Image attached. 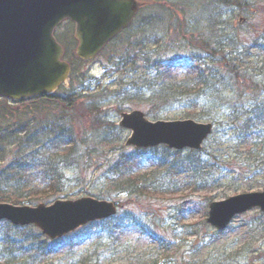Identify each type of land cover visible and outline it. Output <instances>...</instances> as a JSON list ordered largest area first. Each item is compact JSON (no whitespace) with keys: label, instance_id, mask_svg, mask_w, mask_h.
<instances>
[{"label":"rangeland","instance_id":"1","mask_svg":"<svg viewBox=\"0 0 264 264\" xmlns=\"http://www.w3.org/2000/svg\"><path fill=\"white\" fill-rule=\"evenodd\" d=\"M142 1L150 2L151 5L144 6L135 23L93 61L79 63L74 58L73 25L70 22L63 23L54 33L56 39L66 49L65 60L73 65L80 81H84L80 89H83V94L96 97L94 101L101 108V117L105 116L107 127H114L111 128L112 137L121 138L120 143L130 134L129 131L117 126L120 112L129 113L138 110L148 120L154 122L157 119L163 121L182 119L179 115L185 109V104L175 103L159 110L164 113L154 118L151 113L149 114L150 110H155L152 107L153 103L149 101L128 103L120 100L118 96L120 92L133 91L128 82L131 84L134 80L139 84L143 81L144 74L148 78L146 65L141 60H138L133 68L128 65L120 66V70L118 67L115 68L119 55L124 53V49L130 50L127 48L129 44L140 42L146 50H152L153 40L163 38L166 27L171 24L167 15L161 14L158 10V2L180 4V0ZM251 14L249 17L241 16L230 4L224 5L218 0H202L201 3H193L183 21L186 22L189 31L194 29L209 37L212 44H219L223 52L228 53L234 60L236 65L231 75L234 90L243 78L250 81L254 79L258 82L257 85L259 84L256 87L258 90L256 99H264V50L255 48L256 45L264 46V40H261L262 32L264 34V14L257 8H254ZM239 18L245 20L241 25H232L233 28L232 20L236 23ZM257 38L261 39L253 43ZM177 74L181 76L183 71L177 70ZM67 86L68 82L65 83L64 88ZM252 98L251 95H246L239 99L238 94L232 93L231 106H243L245 109L252 103ZM227 112V107L219 108L214 113V117L220 121L227 116ZM80 117L72 128L80 159L68 168L66 176L69 183L59 195L31 205L43 203L48 206L56 200H76L82 197L114 202L119 206L117 218L136 217L147 226L152 237L159 241L155 242L136 233L121 234L122 231L117 227L118 223L113 219L109 220L108 224L100 226L103 229H100L99 234L80 244L79 240L85 235L83 228L58 241H50L38 230L29 229L27 234L30 238L21 241L40 250L49 242L59 246L58 251L48 255L38 253L35 256L30 251L31 256H35V264H77L85 256L88 260L84 264H219L217 262L222 260L224 261L222 264H264V213L254 209L236 216L229 228L226 227L223 231H217L206 223L209 203L219 202L238 194L263 191L264 173L256 174L254 181L251 178L243 180L241 176L234 179L236 175L231 174L228 178L231 180L217 182L216 185L206 189L189 187L184 177L187 175L183 174L184 165L189 161L188 151L178 153L165 147H158L155 150H140L145 157L155 158L156 161L154 159L152 163L143 161V166L138 172L147 173L149 184L164 187L163 194L130 197L117 194L109 183L111 178L109 166L121 154H132L136 150L133 147L114 151L101 148L97 149L98 151L90 158H84L85 151L100 145V140L96 138L94 129L83 120L82 116ZM233 117L235 115H231V119ZM195 121L209 122L206 119ZM221 129L222 127L214 125L213 132ZM6 150L9 153L13 148L8 147ZM199 156L208 158L205 153ZM10 160L12 157L6 156L0 168H6ZM191 162H194V159L191 158ZM235 165L234 163L231 167ZM5 227L4 223H0V238L4 234ZM2 250L0 246V251ZM27 255L28 253L22 254V259L24 260Z\"/></svg>","mask_w":264,"mask_h":264},{"label":"trees","instance_id":"2","mask_svg":"<svg viewBox=\"0 0 264 264\" xmlns=\"http://www.w3.org/2000/svg\"><path fill=\"white\" fill-rule=\"evenodd\" d=\"M193 1L180 0V4L158 2V10L161 14L167 15L171 24L166 27L163 38L153 40L154 50H146L142 42L129 44L127 48L132 52L129 58H133L130 63L139 56L146 65L148 78L144 74L143 81L139 84L131 80L130 86L133 91L120 92L118 96L120 100L128 103L139 101L153 103L152 107L155 110H150L149 114L151 113L154 118L164 113L159 110L175 103H183L185 109L179 115L180 118L206 119L222 127L220 131L214 130L202 151L194 153L188 151L189 161L184 165L183 174L187 175L184 177L189 187L206 189L216 185L217 182L231 180L228 179L231 174L236 175L234 179L241 176L243 180L251 178L254 181L256 174L264 173V99H256L255 96L259 84L257 85L258 82L254 79L250 81L243 78L235 90L233 89L231 75L236 65L234 60L228 53L223 52L219 44H212L209 37L194 29L193 32L189 31L186 22L183 21L193 3H201L202 0ZM218 2L224 5L230 4L241 16H251L254 8L263 11L264 14V0H218ZM234 24L240 23L238 20L236 23L232 20L231 26ZM208 33L210 35V32ZM262 35V39L257 38L253 43H257L259 39L264 40L263 32ZM263 47V45L255 46L261 51L264 50ZM234 57L237 59L236 56ZM177 70L183 71V74L178 76ZM82 92L71 86L68 90L61 89L55 94L44 97L50 99L51 104L45 113L40 109L44 105L32 104L33 108L29 112L33 125H28L26 133L22 136H14L8 126L14 117L23 115L25 109L21 112L14 110L8 101L0 99V167L6 156L12 157L6 168H0V203L31 205L62 192L61 180L60 177L58 178V173L61 175L59 167L61 164H65L67 168L72 167L80 159L72 130L73 124L80 116L94 131L104 128L105 132L110 130L112 133L114 127L103 125L105 122L103 123L99 117L101 108L94 101L95 96H92L90 106L78 103V100L83 98ZM232 93L238 94L239 99L251 95L253 101L245 109L243 106H231ZM53 107L58 111L53 110ZM222 107H227V116L218 121L214 113ZM40 115L43 117L41 118ZM231 115L235 117L231 119ZM243 116L247 118L243 119ZM25 123L24 125L27 124ZM31 129L36 131V134L29 136L28 132ZM97 137L100 145L86 150L84 158H90L98 151L97 149L101 148L121 150L119 144L121 138L109 137L104 133ZM41 143L47 145V149L42 150L43 146L39 147ZM8 147L13 148V151L7 153ZM30 152L38 153V159L35 160L36 162L31 160L27 164H22L19 158H22V155H29ZM204 153L207 154V159L199 156ZM191 158L194 162H191ZM153 159L156 161L155 158L145 157L142 151H134L128 155L121 154L109 166L111 188L117 194L128 197L145 194L162 195L165 191L162 189L164 187L149 184L147 173L138 172L143 166V161L152 163ZM234 163L236 165L231 167ZM262 180L264 181V178ZM113 220L118 223L116 224L122 231L121 234L136 233L155 242L159 241L152 237L147 226L136 217H115ZM108 222L109 220L96 222L83 227L86 229L93 226L90 231L85 232L79 244L92 237H89V234L94 228L97 227V231H100L103 229L100 226ZM4 224L6 227L0 238V246L3 248L0 251L2 260L0 264H35V256L38 253L48 255L58 251L59 246L51 242L40 250L21 241L30 238L27 233L29 229H33L32 227L19 228ZM30 251L35 256H31ZM26 253L28 255L23 260L21 255ZM87 260L86 256L82 257L77 264H84ZM223 262L222 260L217 263Z\"/></svg>","mask_w":264,"mask_h":264},{"label":"water","instance_id":"3","mask_svg":"<svg viewBox=\"0 0 264 264\" xmlns=\"http://www.w3.org/2000/svg\"><path fill=\"white\" fill-rule=\"evenodd\" d=\"M146 4L138 0H0V97L19 101L52 94L70 71L62 61L63 48L54 31L63 21L74 23L75 55L94 59ZM118 126L130 132L125 145L147 149L163 145L173 150H200L212 132L211 123L193 120L155 121L140 111L121 115ZM206 222L216 230L233 216L259 208L264 212V191L239 194L209 204ZM107 201L83 197L36 207L0 204V221L41 230L50 240L62 238L87 223L116 214Z\"/></svg>","mask_w":264,"mask_h":264},{"label":"bare ground","instance_id":"4","mask_svg":"<svg viewBox=\"0 0 264 264\" xmlns=\"http://www.w3.org/2000/svg\"><path fill=\"white\" fill-rule=\"evenodd\" d=\"M135 17H137V16H135ZM63 23H65V22H63ZM62 23V24H63ZM72 25H73V35H72V38H73V41H74V23H71ZM61 26V25H60ZM122 32V31H121ZM118 37H120V34H118L117 36H115L111 41H110V43H108L103 49H105V48H107V47H109V45H111V43L113 42V41H115V40H117V38ZM55 40H56V42L63 48V57H62V61H65L66 63H68V65H69V67H70V71H69V75H68V77H67V82H68V86L66 87L67 88V90L71 87V86H73V88L74 89H76V88H78V90L80 89V87L82 86V84L84 83V81H80L81 79L77 76V74H76V70H75V68H73V65L70 63V62H68V61H66L65 60V56H66V54H67V52H66V49H65V47H64V45L61 43V42H59L56 38H55ZM152 50H154V48L152 49ZM151 51V50H150ZM73 55H74V58L79 62V63H82V62H84L83 60H80L78 57H76V55H75V46H74V50H73ZM129 55H130V52L128 51V50H126V49H124V53H121L120 55H119V57L117 58V63L115 64V68H121L120 66H122V65H128V66H136V64L138 63V60H141L140 59V57L138 56V57H136L135 59H134V61L133 62H131L130 63V61H132L133 60V58L131 57V58H129ZM123 60H126L125 62H128L129 61V64H127V63H124V62H122ZM142 61V60H141ZM84 63H86V62H84ZM120 70V69H119ZM84 77H82V79H83ZM79 80V81H78ZM66 82V83H67ZM128 84H129V87H130V89H131V86H130V82H128ZM129 88H128V90H130ZM81 90V89H80ZM82 91H83V89H82ZM82 95H83V98H81V99H79L78 100V103H80L81 105L83 104V105H85V106H90L91 104H92V96H88L87 94L85 95V94H83V92H82ZM44 97H46V96H42L41 98H38V97H31V98H26V99H22V100H19V101H14V100H11V99H9V98H4V97H0V98H3L4 100H6V101H8V103H9V105L10 106H12L13 107V109L14 110H19L20 112L21 111H23L24 109H25V112L23 113V115H21V116H16V117H14L13 118V120L12 121H10V124H9V130L14 134V136L15 135H18V136H22V134H24V133H26V131H27V126L28 125H33V124H31V121L33 120V119H31L30 121H29V118H31V114H30V112H29V110H31V108H33V105L32 104H38V105H44V106H42L40 109H41V111H42V113H45L46 111H47V109H49L50 108V106H51V104H50V99H48V98H44ZM22 107H24V109L22 110ZM53 110H55V111H58V109L56 108V107H53ZM124 113H126V112H120V114H119V121L117 122V125H118V123L121 121V115L122 114H124ZM40 117H42V115H40ZM99 117L101 118V121L104 123L105 122V116H102L101 117V115H99ZM27 124H26V123ZM24 123L26 124V125H24ZM102 123V124H103ZM106 123H104L103 125H105ZM38 129V128H37ZM39 131L41 130V129H38ZM102 133H104V135H106V136H109V137H111L112 136V134H111V131L110 130H106V132L104 131V128H99L98 130H95L94 131V134L97 136H99L100 134H102ZM28 134H29V136H32V135H35L36 134V131H34V130H29V132H28ZM13 136V137H14ZM121 143H122V146H121ZM121 143L119 142V144H120V147L121 148H125V147H128V146H126L125 145V141L123 140V141H121ZM12 145H16V144H13L12 143ZM43 146V147H42ZM39 147H42V150H45V149H47V145H44L43 143H41L40 144V146ZM158 147H164L163 145H158V146H154V147H150V148H147V149H156V148H158ZM89 149H93V148H89ZM146 149V150H147ZM1 150V149H0ZM38 150V149H37ZM88 150V149H87ZM20 160V162L22 163V164H27L29 161H35V160H37L38 159V153H36V152H30V154L29 155H27V156H25V155H22V158H19ZM16 162V161H15ZM36 162V161H35ZM70 168V167H69ZM59 172L61 173V175L58 173V178L60 177V180H61V185L60 186H62L61 187V190L63 191V189H64V187L69 183V182H67V176H66V173H67V171L69 170L66 166H65V164H61V166L59 167ZM93 227V226H92ZM91 226L90 227H88V228H84L83 230L85 231V232H88V231H90L91 230V228H92ZM79 229H81V227H78L77 229H75L74 231H76V230H79ZM73 232V231H72ZM99 232L100 231H97V227L96 228H94L92 231H91V233L89 234V237H91V236H94V235H96V234H99ZM71 232H69V233H67V234H70ZM88 237V238H89ZM87 237H86V239H88ZM154 239H155V237H154ZM157 239V238H156Z\"/></svg>","mask_w":264,"mask_h":264}]
</instances>
